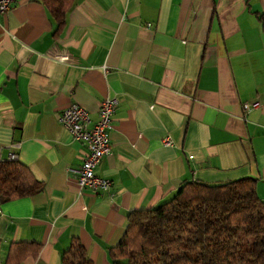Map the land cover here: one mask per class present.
Masks as SVG:
<instances>
[{"label": "crops", "instance_id": "obj_1", "mask_svg": "<svg viewBox=\"0 0 264 264\" xmlns=\"http://www.w3.org/2000/svg\"><path fill=\"white\" fill-rule=\"evenodd\" d=\"M56 28L39 0L0 16V162L14 153L42 182L0 199V264L16 242L41 249L13 264H61L72 237L112 264L128 213L185 181L253 177L264 201V0H74ZM105 97L117 107L95 172L112 186L92 193L77 182L85 145L58 116L76 104L93 123Z\"/></svg>", "mask_w": 264, "mask_h": 264}, {"label": "trees", "instance_id": "obj_2", "mask_svg": "<svg viewBox=\"0 0 264 264\" xmlns=\"http://www.w3.org/2000/svg\"><path fill=\"white\" fill-rule=\"evenodd\" d=\"M58 33L74 0H39ZM42 189L31 170L16 159L0 162V199L11 200ZM41 244L10 245L5 262L37 256ZM112 264H264V201L256 180L241 177L220 183L185 181L157 207L127 215L119 242L108 248ZM61 264H93L77 237L61 255Z\"/></svg>", "mask_w": 264, "mask_h": 264}, {"label": "built area", "instance_id": "obj_3", "mask_svg": "<svg viewBox=\"0 0 264 264\" xmlns=\"http://www.w3.org/2000/svg\"><path fill=\"white\" fill-rule=\"evenodd\" d=\"M15 0H0V16L12 8ZM56 61L68 60L66 54H54ZM260 106L258 101H243L241 103V113L244 117L247 112ZM117 107L115 97H105L99 105L98 116L93 123L89 113L83 107L71 104L61 110L58 121L64 126L70 135L77 141L85 145L86 154L82 159L78 169L77 182L81 189H88L92 193L108 191L112 186V181L108 178L98 176L95 172L103 156L110 153V132L112 129V116ZM264 129V127H263ZM170 137L163 139L164 145H170ZM14 153L8 155L9 159H14ZM110 197L115 193L110 192Z\"/></svg>", "mask_w": 264, "mask_h": 264}]
</instances>
